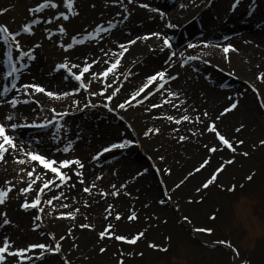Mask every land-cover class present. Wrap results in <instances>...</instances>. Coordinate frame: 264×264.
Instances as JSON below:
<instances>
[{"label":"rangeland","instance_id":"374dc122","mask_svg":"<svg viewBox=\"0 0 264 264\" xmlns=\"http://www.w3.org/2000/svg\"><path fill=\"white\" fill-rule=\"evenodd\" d=\"M151 1L152 0H149L150 4ZM229 1L230 0H225L224 5H226V7ZM262 1L264 2V0ZM35 2L36 0H0V8L7 9V11L0 13V23L17 26L18 19L20 20L21 17H29L27 9L34 6ZM196 2L197 0H192V3H188V0H186V3H184L183 0L180 2V5L185 4L187 5L186 7L189 8ZM92 5L95 6L92 7ZM180 5L166 13L169 19L178 18V20H180L182 18L180 13L185 7L182 8ZM262 6L264 9L263 4ZM75 7L78 9L79 14L75 17H70L68 21L64 22V26L69 35L74 34L77 31L85 30L102 20L112 18L119 21L121 19V17H116L115 13L117 11H122V9L115 5H106L104 0H76ZM128 7L131 11V15L126 21H124V23H118L117 28L106 37V40L97 41L95 45L91 42H87L85 45L74 46L72 50H69V58L72 59L73 62L82 63L83 56L89 52L92 53L93 57L100 55V53L97 52V47L101 42L110 46L112 40L123 42L124 40L131 38V36L144 33L146 31L145 27L140 23L137 22L133 28H130L128 23L132 22L135 14H141L142 12L146 14V10L135 7L134 5H128ZM208 13L204 14V18ZM262 18L264 21V17ZM44 27H48V25L42 24L35 26V28L39 30L35 31L34 29L33 35H26V38L23 40L21 39L22 41L20 40L22 46L25 47L32 46L36 42H39L41 45V47L35 49V52L36 56H39V62L42 67L39 65L37 67L39 68L38 70L31 71L32 73L29 74L36 76L38 78H36V80L41 81V84L49 90H68L70 87L66 84L65 80L60 76L57 78L53 74H49L50 71L48 70L54 66V63L62 62L63 56L68 55L69 53H64L63 50L55 46L53 41L57 37H54L53 40L45 38L43 32ZM249 28H251V25H249ZM249 28L247 29L244 27V32L242 33L245 34L240 33L238 34L239 36L236 37V40L233 43L236 50L241 47L245 48L247 43L245 39L241 40L240 36L244 35L252 37V39L255 38L253 36L256 35L257 31L255 29L249 30ZM247 30L249 31L247 32ZM123 32L130 34L131 36L125 37ZM215 32L217 36L221 33V30L216 29ZM200 36L201 37L197 39L198 41L203 39L213 41L211 39H215L214 37H216H206L203 33H201ZM203 48L207 47H198V49ZM229 52L236 53L232 50H229ZM157 56L158 51L155 54H151V57L144 55L140 58L139 55L134 61H123L122 58L121 66L118 71L124 72L125 69H129L131 70L132 75L126 80L123 77L120 78L123 86L118 95L111 102L113 105L123 100L131 91L137 88L140 85L138 84L140 79L153 72V70L144 69L142 66H145L146 64L149 66H152V64L155 65L159 62ZM203 60L208 59L201 58V61L194 62L191 66L190 64L189 66L186 64L183 68L188 69L189 74L200 79L202 78L203 80H201L207 88H213L221 95L227 96L228 90L236 89L235 94L240 93L241 95H232L235 99L240 101L238 102L237 107L233 110H237L240 106L239 109L242 108L243 112H249V115H253L255 120L259 121L260 126L242 133L241 137L236 139L243 141V143L239 145L233 144L237 149L235 153H231L227 149H222L211 154L207 153L204 145H211L206 140L202 139L200 132H193L196 134L194 135V138L191 139L192 141L187 140L191 135L190 133L186 135H181L179 133L180 136L187 137V139L183 140L184 142L177 138L178 135L175 136V138L173 136V138H171V135L169 137L165 135L167 140L166 146L171 150L169 153L171 158L168 159L172 161L171 164H173V161L179 159L180 161H183V159L190 161L192 157L199 158L196 163L193 165L190 163L188 167L182 169L175 177L178 181L184 180L183 183H176V185H178L176 186L178 193L170 192L169 195L177 207L172 201L169 206L166 205V200H164L165 203L163 204L159 203L161 199H168L167 196H163L164 188L162 187V177L160 172H158L157 166H153L152 163L147 160L146 154H144L140 147L141 143L144 144L151 139H157L159 142L156 141L154 143L156 145L155 148L159 153L158 147L159 149L164 147L162 144V136L164 134H161V131H158L150 133L145 137L142 132L146 129V125L142 127L141 132L139 131L140 134L137 133L134 127L132 128V125L127 118L132 112L138 111L140 108L142 110V105L128 106L126 110H118L119 116H123V119H120L116 113H113L110 114V118L103 120V123L99 124L104 128H102V131H96V128L83 122L82 124H85V128L90 130L89 132L91 134L89 135V141L92 140L93 143L88 147H84V149L74 147L73 151L66 154L68 156L74 155L81 158L84 163L83 173L85 186L92 183L96 186L92 189V194L89 195L83 193L81 191L82 185L78 182L75 184V188L65 189V195H67L69 199L64 200L63 203L69 204L70 208L63 209L57 206L56 209H50L46 206L45 213L52 211V215L41 213V221H35V223L40 224V227L34 229L33 217L35 210H24L19 208L18 205L20 199H17L10 193V198L6 201V205L0 207L5 208L7 218L11 223L9 225H3L0 223V235H6L10 240L14 241V247H22L30 242H44L46 238L47 240L52 239L51 237H41V231L46 234L53 233L56 239H59L61 235L65 236V239L60 241L61 249L59 252L46 253L40 260H35L34 258V264H64L65 258L69 261V264H116L118 257L123 259V264H240L242 260H246L248 264H264V145L259 143L260 140H264V108L260 107L261 103L257 99L256 93L249 87V84L251 83L233 77H231L228 82V80L226 81V77L219 73V68L222 66H215L211 62L203 63ZM176 61L178 62L179 60L177 59ZM193 67L197 70L193 71ZM95 68L96 66H94L93 69ZM222 69L223 71L226 70L225 68ZM199 70L211 73L212 81L209 76L204 78V75ZM223 71L221 72L224 73ZM221 84L225 87L222 88L220 86ZM116 86L117 85H114V87ZM93 87H95V85H93ZM82 96L83 92L78 94L76 98L80 99ZM153 96L155 97L156 95ZM245 97L251 101V104L250 102L248 103L251 105L249 109L244 104L243 100ZM70 99L71 98L66 99L61 102V104L70 103ZM147 101H144V103ZM228 103L229 101L227 100L226 104ZM45 105H43L45 108L49 107ZM28 106L30 108L35 107L34 105H19L18 109L25 112L23 109ZM224 107L225 105H223V108ZM55 108L57 110H62L61 106ZM2 111L3 110L0 109V112ZM76 123H78V121H76ZM71 128H73L74 131L72 132L74 133L80 129V127H70V129ZM44 130L45 132H40L39 136L34 135L33 137L38 138L42 136L43 138L47 132L51 131L50 129ZM111 130L114 132V137L111 134ZM217 130L224 135L222 131L219 129ZM164 132L165 131L162 130V133ZM76 135L79 136V133ZM121 136L138 140L139 145L132 146L131 148L122 151L113 150L108 154L105 153L98 161L91 160V156L94 155L97 150L102 146H106L110 142L117 141ZM209 136L211 137V140L218 143L213 132L210 131ZM79 137L81 138V136ZM28 138L31 137L28 136ZM48 139L49 138L46 137V139H44L45 142L42 141V147L51 148L53 146L51 140ZM97 140L102 142L99 146L94 145V141L96 142ZM182 143H185V145L183 146ZM25 146L29 147L27 144ZM31 146L36 147V144L33 143ZM161 151L165 155V151ZM244 152H247L248 155H243L242 153ZM138 154L141 155L142 160L138 158ZM56 155L61 156L62 154L56 153ZM181 156L183 157L180 158ZM5 157L10 158V163H2L0 165V182L9 177H15L17 172L14 169L26 167L25 165L13 163L11 156L7 153L5 154ZM109 157L111 159L114 158L115 160L111 166L110 161L108 160ZM206 157L209 158V163L203 169L198 171L199 173L195 172L190 176L187 175ZM224 159H232L233 162L226 165L225 168L217 174V179L214 183L210 184L205 189H201L200 192L196 191V184L190 185L192 189L195 188L194 190H188L190 187L187 182L190 179L197 176L196 174L204 173L205 176H203V180L201 181L202 184ZM123 161L130 167V173H133L134 178L132 177L131 180L130 178L120 179L118 177L121 175ZM37 170L39 171V169ZM113 170L114 172H112ZM137 171H141L143 174L137 176ZM115 172L120 181V183L117 181L118 185L116 187L127 181L126 187L122 191H127L130 194L127 196L132 199L133 204H136L135 206L137 207L135 211H133L135 206L130 209L132 212H135L136 217L135 219L128 220L127 217L130 215V210H128L125 211L123 217L120 214V219L116 220L114 218L116 212L112 208L108 209V212H112V215L104 217V222H98L91 218V215H86L89 208L84 206V201H94L99 198L100 201L108 203L107 201L110 202L111 200L116 199L110 195H106L103 198L99 195L100 189H103L105 192L111 191L109 188H103V186L105 183H108V179L111 178ZM69 174L71 175V173ZM97 175H100L101 179L96 180L95 177ZM246 176H251V179H245ZM75 179L76 178L73 177V181H75ZM137 180L142 184V193H140L141 190L136 186L138 183ZM73 181H70L69 183L71 184ZM13 183H15V180H13ZM232 185H235V189L233 191H228L227 189ZM19 186L22 185H18V187ZM13 191H15V189ZM149 192L154 193L155 195L151 199L150 197H147ZM48 195L50 196L51 193ZM72 196L76 197L75 202L71 200ZM152 199L153 202H151ZM77 201H83V203H78ZM53 203L58 205V202L56 201ZM79 204H81L80 207ZM151 205H154V207L157 208H163L164 210H154ZM81 208L84 213L83 211H80L78 213L79 215H75L74 219L56 217L57 211L66 212L73 209L81 210ZM213 214L214 219H210ZM185 216L189 218L188 221L182 219V217ZM85 217H87V219H85ZM150 218L152 219L149 221ZM81 224H88L94 227L81 228L79 227ZM106 224H112L114 226L109 229V231L114 232V234L125 235L129 238L131 235L138 232H142L143 235L139 237L134 244L117 241L114 237H109L107 235L103 239H100L98 237V232L103 230ZM194 227H211L213 232L211 234L196 233L192 231ZM68 229H71L70 235L67 234ZM89 234L91 235V241H94V244L91 248L87 249L86 253L83 249V245H81V251L77 255H74L75 258L72 260L67 257V253H62L64 250H67L71 254L72 250H76L80 245V237H88ZM165 237L168 239H165ZM220 240L230 242L232 246L237 249L239 255L236 256L233 254L231 249L226 245L212 248V244L221 245L218 243ZM150 243L158 244L162 248H166V250L162 251L159 248L150 247ZM73 244L76 245L75 248L72 247ZM100 248H104L105 251L100 252ZM33 251L38 252L39 250ZM128 252H131L132 255L128 256ZM8 259L11 260L14 258L10 257Z\"/></svg>","mask_w":264,"mask_h":264},{"label":"snow or ice","instance_id":"6c2138e0","mask_svg":"<svg viewBox=\"0 0 264 264\" xmlns=\"http://www.w3.org/2000/svg\"><path fill=\"white\" fill-rule=\"evenodd\" d=\"M240 0L230 6L234 10L239 4ZM251 2V0H250ZM106 5L118 6L122 11L115 13L116 17H121L119 21L112 18L102 20L85 30L77 31L74 34L69 35L64 22L68 21L70 17H75L79 14L78 9L75 7L76 0H36L34 6L29 7L27 12L29 19H27L18 29L10 30L5 24L0 23V53H2L3 68L0 69L5 80L8 81L6 85L0 88V160H5V154L11 156L13 163L18 165H25L26 167H20L14 169L17 172L15 177H9L0 182V206H5L6 201L10 198L11 193L17 199H20L19 208L28 210L34 209L33 227L39 228L40 224L35 221H41V213H45V207L50 209H56L57 206L63 209H69L70 205L63 203L64 200H68L69 197L65 195V189L75 188V184L78 182L82 185L81 191L83 193L92 194V189L95 188V184H89L85 186L84 181V163L80 157L68 156L66 154L74 150V139L69 137L70 128L67 125L66 117L74 115L76 113H82L87 109L102 108L109 113H116L119 116L118 110H126L128 106L143 105L144 101H147L153 95L158 97V102L147 104L144 107V111L148 112L152 109L161 108L164 105H170L174 109H180V106L185 103L184 100L179 97L182 93L170 90L167 85L170 81L175 80L178 73L172 74L169 69L173 67V57L179 60L180 67H184L186 64H190L193 61H200V55L186 54L185 50L176 49L173 51L174 45L172 43L174 36L169 35L165 29L175 30L179 25L172 23L167 14L157 7L150 4L149 0H104ZM188 3H192V0H188ZM128 5H134L145 9L148 13L157 14L158 18L162 21L161 30L151 31L143 33L142 35L132 36L118 42L112 40L113 48L105 49V47H99L98 52L100 55L92 56V53L83 56V62H73L69 58V50H72L74 46L85 45L87 42H91L93 45L97 41L106 40L113 30L118 26V23H124L131 15V11ZM95 5H92L94 7ZM182 8L187 5L181 4ZM51 10V11H46ZM7 11V9L0 8V13ZM40 14V15H37ZM153 17L149 15V19ZM48 25L43 28L45 38L53 40L55 46L64 53L62 62L54 63V66L50 69L52 72H62V78L65 81L71 80L74 83L68 90H49L41 83H38L35 78L24 81L21 80L23 75L28 74V69L32 61L36 59L35 49L41 47L39 42L34 43L32 46H22L19 37L22 35H33L34 27L37 25ZM155 37L159 43L154 49L151 45L148 46L149 51L164 52L168 50L166 59L163 61L162 66L153 71L151 74H147L140 85L131 91L123 100L115 103H111L113 99L118 95L121 87L123 86L120 78L125 80L132 75L131 70L125 69L124 72L118 71L121 66V60L125 53L129 50V46L136 43L137 40L144 41ZM225 40L228 38L225 37ZM70 41V42H69ZM209 47L214 46L216 48H222V51L227 54L229 50L237 51L231 44H216L210 45V42L200 40L198 43L188 42L185 46L186 49H196L197 47ZM206 55V54H205ZM227 62V56H225ZM203 63H210L208 60H203ZM96 66L93 69V66ZM75 69V71H74ZM193 71L197 69L193 67ZM223 71V69H220ZM87 74V75H86ZM228 75H234L229 72ZM256 79L264 82V73H257ZM95 85V87H93ZM114 85H117L114 87ZM225 87L223 84L220 85ZM249 87L253 92L257 93V99H260V94L255 85L249 84ZM83 92V96L77 99L76 96ZM37 94H43L46 98L53 101L63 102L66 99H70V103L63 104L62 110H57L55 107H47L41 105L40 100L36 98ZM235 95H241L236 93ZM99 98V99H96ZM171 98V99H170ZM226 99L229 103L222 109L220 115H224L231 110L235 109L238 104V100L232 95L227 96ZM175 101V102H173ZM18 105H34L29 109L28 115H25L18 109ZM260 107L264 108V102L260 104ZM186 113L187 110L185 109ZM204 117H208V113L204 111L202 113ZM166 118L168 121L180 124L181 121L192 123L193 119L197 123H201L200 114L195 117H191L188 114L180 115L178 118L173 115L161 113L160 116H154V119L160 117ZM123 119V116H119ZM219 120V116L216 117ZM214 122L209 120L205 125V131H211L215 134V138L218 141L217 145H204L207 153L211 154L216 151L227 149L231 153H235L237 149L233 144L239 145L243 141L232 139H226L214 126ZM130 127V126H129ZM240 127H243L241 125ZM25 128L34 129H50L51 142L53 146L51 148L42 147V141L35 140V138H29V140H21L18 136V130ZM240 128H236L235 131H239ZM158 129L148 128L143 132V135L147 137L150 133L158 132ZM178 131V129H173ZM191 131V129H189ZM197 131H199L197 129ZM63 133V135H61ZM196 133H193L195 135ZM75 140H79L80 137L73 133ZM181 141L187 139L185 136H180ZM35 143L36 147L31 145ZM264 145V140L259 141ZM29 147H25V145ZM139 145L138 140H134L129 137L119 138L115 142H110L106 146H102L99 150L91 156L92 161H98L105 153L112 152L113 150H125L132 146ZM51 153V154H50ZM56 153L62 154L57 156ZM243 155L247 156L248 153L244 152ZM163 159V157H159ZM232 159H224L219 165L212 171L210 176L196 189L200 192L201 189L207 188L210 184L214 183L217 179V174L220 173L226 165L231 164ZM209 163V158L206 157L202 162L195 167L192 172L187 175H192L195 172L200 171ZM39 169V171L37 170ZM146 171V170H144ZM164 172H170V169L165 168ZM71 173V175L69 174ZM23 174V175H21ZM143 174L141 171H137L136 175ZM75 177V181H73ZM134 178V177H133ZM96 180L101 179L100 175L95 177ZM245 179H251V176H246ZM15 180V183H13ZM70 181H73L71 184ZM183 181H181L182 183ZM127 181L122 183L119 188L116 185H110V192H105L103 189L99 190V195L103 198L106 195L116 197L118 194L130 195L127 191H122L126 187ZM18 185H22L19 186ZM178 186V185H176ZM15 189V191H13ZM235 185L230 186L227 190L233 191ZM51 193L49 196L48 194ZM163 196H167L170 200L168 191L163 192ZM22 198V199H21ZM71 200L76 201V197L72 196ZM58 202L54 204L53 202ZM159 203H165L164 199H161ZM84 206L87 207V201H84ZM113 205L108 204L105 209H112ZM79 209H73L66 212H56L57 218H75ZM52 215V211L45 213ZM108 215H112V212H108ZM136 214L130 210L128 220L135 219ZM116 220L120 219V213H115ZM87 219V217H85ZM183 220L188 221V217H182ZM214 219V214L210 217ZM0 223L3 225H9L11 222L7 218V212L5 208L0 207ZM81 228H92L94 226L88 224L79 225ZM112 224H106L105 228L98 232V237L103 239L106 235L114 237L117 241H124L128 244H134L139 237L143 235L142 232L135 233L131 237L125 235L114 234L109 231L113 228ZM196 233H208L211 234L213 229L211 227H194L192 229ZM67 234H71V229L67 230ZM41 237H51V240L45 239L44 242H30L22 247H14V241L6 235H0V264H34L35 260L42 259L46 253L59 252L61 249L60 241L65 239V236L61 235L59 239H56L53 233L40 232ZM165 239H168L165 237ZM221 245H226L231 249L232 253L236 256L239 255L237 249L232 246L228 241H218ZM150 247L159 248L164 251L166 248H162L158 244H149ZM76 247L75 244L72 245ZM33 250H39L34 252ZM100 252H104V248L99 249ZM115 255V253H114ZM128 256L132 253L128 252ZM14 258L9 260L8 258ZM64 264H69V261L65 258ZM116 264H123V259L118 257ZM240 264H248L246 260H242Z\"/></svg>","mask_w":264,"mask_h":264},{"label":"bare ground","instance_id":"6f19581e","mask_svg":"<svg viewBox=\"0 0 264 264\" xmlns=\"http://www.w3.org/2000/svg\"><path fill=\"white\" fill-rule=\"evenodd\" d=\"M257 1L259 4H256V9L253 11V15L251 17V22L256 24V26L258 27V30L256 32V35L253 36V37H255L254 39H252V37H247L244 35L240 36L241 40L245 39V41H247L245 48L241 47V48L237 49V51H234L236 53L228 52L227 54H225L222 51V48H216L214 46H209V47L203 48V49H197V48L196 49H186L185 47L184 48L182 47V50H185L186 54L200 55L201 58L208 59L215 66H222L219 69L225 68L226 72L234 73V75H231V77L236 78V79L240 78L242 80L248 81L252 85H255V87L258 89L259 94H260L259 101H260V103H262V102H264V82L258 81L256 79V76H257V73H264V27L261 23V20H263L262 17H264V9H263V6L261 3H263V5H264V2L262 0H261L262 2L259 0H257ZM184 3H186V0H184ZM224 3H225V0H214V5H213L214 11H213L212 15L223 17L222 20H218V19H214V20L218 25H220L224 29H229L236 22V18L234 16H228L227 15L228 11L225 9ZM249 3H250V0H249ZM247 4H248V1H244L243 4H241L242 8L246 7ZM190 13L188 14V16L191 18L192 16H194L198 12L196 11L194 13H191V14ZM151 14L153 15V13H151ZM156 17L158 18L157 14H156ZM226 18H229V21H224ZM155 20H156V21H154L155 24H159V21L157 19H155ZM171 20L173 21V23L178 25L177 18H172ZM161 28H162V26L157 27L155 29L152 27H149L147 30H150L148 32H151V31L161 30ZM236 28H238V27L235 26V29ZM201 30H203V29H200V31H198V32H201ZM146 31L144 33H146ZM168 34H169V32H168ZM235 40H236V38L233 37L227 44L233 45ZM158 43H159V41H157L155 37H152V38L144 40V41L137 40L135 44L129 46V50L125 53V55L123 57V61H125V60L134 61L138 58L139 55H140V58L143 57L144 55H146V56L148 55L149 57H151V54H155L156 52L155 51L150 52L148 46L151 45L155 49ZM224 44H226V43H224ZM112 46H114V45L111 44L109 46V45H105L104 42H101L97 47V52H98L99 47H105V49H108ZM234 47H235V45H234ZM141 51H143V52H141ZM225 56H227V62L225 61ZM176 60H177V58L174 57L173 58V67L169 69V72H172V73L175 72V73H178L179 75L174 81L170 82L167 85V87H169L170 90H172V91L182 93V95L179 98L184 100L185 103L180 106V109L179 110L174 109L170 105L166 104L161 108L152 109L151 111L145 112L143 109L145 106H147V104L153 103V102H158V97L153 96L149 101H147L146 103H144L142 105V110L140 108V110L132 112L130 115H128V118H127L129 120L130 124L132 125V128L134 127L136 132L139 134L142 131V127L144 125H146V127H145L146 129L152 127L153 129H158L159 131H161V134H164L162 136V144L164 145V147L163 148L161 147L162 149H159V147H158L159 153H158L157 149L155 148L156 145L154 143L156 141L159 142L157 139L152 140L150 138L151 140L148 142H146L147 140L144 139V140H146L145 141L146 143H144V144L141 143L140 147H141L142 151L144 152V154H146L147 160H149V162H151L153 166H157L158 172H160V175L162 177V187L164 188V191H168L169 195H170V192L178 193V190L176 189V183H181V181L184 182V180L178 181L175 179V177L179 174V172H181L182 169H185L186 167H188L190 165V163H191V165L196 163V161H198L199 158L191 156L192 158L190 157L191 158L190 161H188L186 159H183V161H180V159L178 158L179 160L173 161V164H171L172 161L168 160L171 158V156H169V153L171 150L169 148H167V146H166V143H167L166 142L167 141L166 136L169 137L171 135V138H173V137L175 138V136L178 135L177 138L179 139V137H180L179 133L181 135H186V134L190 133L191 135L187 139L190 141L191 139L194 138V135H192L193 132H200L202 139L206 140L210 145H217L218 146L217 142H215L214 140H211V137L209 136L210 131H205L204 126L208 123L209 120L214 122L213 126L216 129H219L220 131H222V133L224 134L226 139H232V138L238 139L241 137L242 133H244L248 130H252L255 127L260 126L259 121L255 120L253 115H249V112L248 113L243 112L242 108L239 109L240 106L238 107L237 110H231L230 112L226 113V115H224V116L220 115V113L223 109V105H225V106L227 105L226 104V102H227L226 97L235 94L236 89L228 90L227 96L221 95L215 89L207 88L203 84L202 78H201L202 79L201 80L200 78H198L196 76H193L189 73L184 72L182 67L178 66V63ZM0 65H3V64L1 63ZM94 66H93V68H94ZM151 68H153V67H151ZM199 71L204 75V78L209 76L211 78V81H212V74L211 73L205 72L203 70H199ZM28 73H31V72H28ZM33 77L36 80L37 77L34 75H30V74L26 75L25 78H23L22 80L27 81ZM143 79L144 78L140 79V81H138V84H140L143 81ZM36 81L41 83V81H39V80H36ZM256 97H257V93H256ZM36 98L40 100L41 105L46 104L45 106H49V107L50 106L51 107H60V106L62 107L63 106L61 104V102L49 100L43 94H37ZM243 101H244V104L246 105V107L249 109L251 107L250 99L245 97V99ZM173 102H175V101H173ZM238 102H240V101L238 100ZM249 102H250V104H248ZM185 109L187 110L186 113L184 112ZM204 111H206L208 113L207 118L202 115V113ZM161 113L173 115V116H176V118H178L180 116V114L181 115L188 114L191 117H195L197 114H200V120L202 122L197 123L193 119L192 123L181 121L180 124H176L174 122L168 121L166 118H164L162 116L158 119L153 118L154 116H160ZM217 116H219V120H216ZM94 118L99 119V116L94 115ZM87 122H89V123H87ZM87 122H86L87 124L96 128V131H99V130L102 131L103 127H101L98 124V122H96V121H87ZM74 124H75V122L72 123L71 126L70 125H68V126L72 127ZM80 124L78 125V126H80V129L77 132H75V134L79 133V136H81V138L79 140H81V142L83 140H86L88 142L93 143L92 140L89 141L90 140L89 135L91 134L89 132L90 130L88 128H85L86 127V126H84L85 124L83 125V127H81L82 125H80ZM241 125H243V127H240ZM238 127L240 128V130L237 132V131H235V129ZM173 129H178V131H173ZM189 129H191V131H189ZM197 129L199 131H197ZM162 130L165 132L162 133ZM193 130H195V131H193ZM72 131H74V130L71 128L70 132H69V137L74 139L75 136H73L74 132H72ZM83 142H85V141H83ZM100 143H102L100 140H97L96 142L94 141V145H96V146H99ZM153 143H154V145H153ZM182 144H183V146L185 145V143H182ZM75 146H77L76 148H78L80 146L79 148L84 149V145H75ZM166 149H169V150H166ZM161 150L165 151V155L162 153ZM137 156H139L138 158H140V160H142V157L140 154H138ZM159 157H163V159L161 160V159H159ZM182 157L183 156H181L180 158H182ZM5 160L7 161L6 163H10V158L5 157ZM2 163L4 164L5 162L1 160L0 165ZM165 168L170 169V172H164ZM112 172H114V170ZM130 172H131L130 167L128 166V164L126 162L123 161L121 175H119L118 177L120 179L121 178H128L129 179L130 178V180H131V178L133 177V173L131 174ZM196 173H199V172H196ZM115 174H113L111 176V178L108 179V183L107 184L105 183L103 188H109L111 191L114 190V189H111L109 186L110 185H116L117 186L118 183H120L119 178L117 177V174L116 175ZM186 174H187V172H186ZM196 175L197 176H194L192 179H190L187 182V184H189V187L191 184H193V185L196 184L197 188L200 187L201 181L203 180V176H205V174L201 173V174H196ZM117 181H118V183H117ZM199 181H200V184H199ZM137 182L138 183L136 184V186L138 187L139 190H141L140 193H142V189H141L142 184H141V182H139V180H137ZM117 188H119V186ZM194 189L195 188L192 189V187H190L188 190L190 191V190H194ZM153 196H155L154 193L149 192L147 194V197H150V199L153 198ZM115 198L116 199L111 200L110 202L107 201L108 203L100 201L99 198H97L94 201L93 200H90V201L87 200L88 201L87 207L89 208V210L86 213V215L87 216L91 215V218L95 219L98 222H104L105 221L104 217H108V212L105 211L108 204H112L114 211L116 213H120L122 215V217L125 215V211L130 210L132 207H134L136 205V204H133L132 199H130L126 195H123L122 192H121V194H118ZM149 201H151V200H149ZM171 201L175 204V202L172 199H170V201L166 199V202H167L166 205L169 206V204H171ZM151 202H153V199ZM78 203H83V201L78 202ZM80 205L81 204H79V207H80ZM136 207L137 206H135L133 211H135ZM151 207H153L154 210L156 209L158 211L164 210L163 208L154 207V205H151ZM176 207H177V205H176ZM80 211H83V209L81 208V210H79L76 213V215H79L78 213ZM83 213H84V211H83ZM151 219L152 218H150L149 221ZM80 241H81L80 245L76 248V250H72L71 254L67 250H64L62 253H64V252L67 253L68 254L67 257H69V259L72 260L73 258H75L74 255H77L81 251L80 250L81 245L84 246L83 249L85 250V253H86L87 249L91 248L94 244L93 243L94 241H91V235L90 234L88 237H84V238L80 237Z\"/></svg>","mask_w":264,"mask_h":264}]
</instances>
